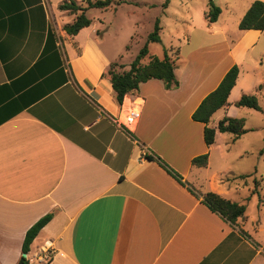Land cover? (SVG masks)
Masks as SVG:
<instances>
[{"label":"crops","instance_id":"0c3cea01","mask_svg":"<svg viewBox=\"0 0 264 264\" xmlns=\"http://www.w3.org/2000/svg\"><path fill=\"white\" fill-rule=\"evenodd\" d=\"M63 1L0 0V264L18 262L26 231L48 213L28 264H264V218L247 210L251 190L232 186L252 174L232 164L249 153L232 154L246 133L216 131L206 145L204 124L191 117L233 64L228 105L208 125L245 108L234 103L257 83L261 56L251 51L264 30L229 39L205 17L219 37L183 59L168 54L181 59L178 87L150 79L119 104L103 37L92 20L67 34L75 15L58 8ZM130 110L139 117L128 128ZM205 153V166L192 163ZM206 192L244 204V214L227 221L203 203Z\"/></svg>","mask_w":264,"mask_h":264},{"label":"rangeland","instance_id":"374dc122","mask_svg":"<svg viewBox=\"0 0 264 264\" xmlns=\"http://www.w3.org/2000/svg\"><path fill=\"white\" fill-rule=\"evenodd\" d=\"M166 1L111 0L107 8H89L86 15L96 26L98 37H103L102 47L107 50V55L112 61L121 62L127 67L146 42L156 19H159L161 25L160 41L148 44L149 53L153 56L162 57L165 52L170 54L172 50L178 49L183 59L190 50L219 37L210 36L206 32L205 12L208 0H168L167 6L164 7ZM250 1L214 0L221 9L217 19L225 27L229 39H236L239 36L241 29L236 22L240 20L244 6ZM70 16L74 17V14ZM251 53L256 58L261 56L258 64L259 75L255 87L246 94L256 96L260 110L245 107L235 113V117L245 118L247 131L241 140L235 143L232 154L235 157L237 151L244 149L249 153L234 160L232 164L239 172L252 174L249 178L237 179L232 186L241 190L242 195H250L252 192L253 198L247 210L256 217L260 215L264 218V209L259 213L257 208L261 205L264 208V34ZM175 59L176 70H179L181 59L180 57ZM242 181H247L248 184L243 186Z\"/></svg>","mask_w":264,"mask_h":264},{"label":"trees","instance_id":"16d2710c","mask_svg":"<svg viewBox=\"0 0 264 264\" xmlns=\"http://www.w3.org/2000/svg\"><path fill=\"white\" fill-rule=\"evenodd\" d=\"M111 4V0H64L58 5L62 11H68L74 14V20L63 26V30L69 34H76L81 28L89 26L91 19L86 15L89 8L105 9ZM168 4L165 2L164 7ZM207 11L205 17L208 22H215L221 12L214 0H208ZM238 28L241 30L258 29L264 30V1L254 0L238 22ZM161 25L159 19H156L153 24V29L148 33L146 42L140 48L136 57L132 60L128 69H123V64L114 61L107 68V74L110 76L115 99L119 104H122L123 98L128 93H134L138 90L139 85L150 79H159L163 81L166 89L177 88L179 81L175 74V61L177 52L173 57H170L167 52L162 58L150 56L149 61L142 63L143 59L149 55L148 44L151 42L160 41ZM53 33L48 34V39H52ZM239 73V66L233 64L214 90L209 92L193 111L191 117L193 120L204 124L203 138L206 145H211L215 142L216 131L222 133H230L234 137H239L247 130L245 128V119L243 117L224 116L218 121L216 127L209 126L211 116L220 108L228 105V96L236 83ZM237 107H248L255 110H260L257 98L254 94H242L241 97L234 103ZM207 154L194 157L192 163L197 166H205L207 163ZM162 164V162H161ZM173 174L179 181L178 174ZM247 175H240L239 178H244ZM254 183L256 181L254 180ZM203 203L214 212L220 213L225 219L231 223H235L238 217L245 212V205L230 201L213 192H206L202 195ZM52 213H48L38 219L32 226L28 228L24 235L22 243V254L16 264H28L25 254L28 253L30 245L38 235L39 231L51 220Z\"/></svg>","mask_w":264,"mask_h":264},{"label":"built area","instance_id":"2783aa9c","mask_svg":"<svg viewBox=\"0 0 264 264\" xmlns=\"http://www.w3.org/2000/svg\"><path fill=\"white\" fill-rule=\"evenodd\" d=\"M138 117H139V112L138 111L130 110L126 114V116L124 118V122H121V124L123 126H126V127L130 128L131 126H133L136 123Z\"/></svg>","mask_w":264,"mask_h":264}]
</instances>
